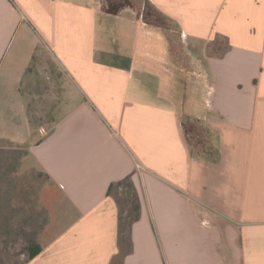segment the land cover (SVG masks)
<instances>
[{
    "label": "crops",
    "instance_id": "1",
    "mask_svg": "<svg viewBox=\"0 0 264 264\" xmlns=\"http://www.w3.org/2000/svg\"><path fill=\"white\" fill-rule=\"evenodd\" d=\"M148 2L173 43L134 6L0 0V142L25 146L77 212L25 264H264V0ZM42 45L68 82L50 130L22 93ZM184 115L211 131L216 161L192 156ZM128 175L141 214L124 250L107 191Z\"/></svg>",
    "mask_w": 264,
    "mask_h": 264
},
{
    "label": "rangeland",
    "instance_id": "2",
    "mask_svg": "<svg viewBox=\"0 0 264 264\" xmlns=\"http://www.w3.org/2000/svg\"><path fill=\"white\" fill-rule=\"evenodd\" d=\"M124 1L128 3V0H107L106 3L122 4ZM130 1L137 17L150 26L169 27L171 43L177 40V27L172 21L162 24V14L151 3ZM225 45L219 38L212 51L220 54ZM175 47L171 45L172 56H178ZM203 73L199 68L193 70L199 78ZM194 79H187L193 92L197 87L201 88L197 86L199 81ZM67 83L51 48L42 45L22 86L33 127L50 130L54 126L56 109L64 98ZM186 122L188 140L196 146L195 150L202 151L209 132L197 120L186 119ZM121 206H126L124 198H121ZM76 216L77 212L55 184L26 157L25 146L0 142V264H25L32 242L43 247L65 230ZM127 231L122 245L124 250L129 246ZM113 264H122V254L114 258Z\"/></svg>",
    "mask_w": 264,
    "mask_h": 264
},
{
    "label": "trees",
    "instance_id": "3",
    "mask_svg": "<svg viewBox=\"0 0 264 264\" xmlns=\"http://www.w3.org/2000/svg\"><path fill=\"white\" fill-rule=\"evenodd\" d=\"M106 1L107 0H100L101 8L105 12H108L111 14L118 13L125 6L133 7V5L131 4V1L129 2V0H128V3L124 1L122 4H115L111 2L106 3ZM146 1L148 2V0H145V2ZM162 17H163V20H161L162 22L160 21L162 24L167 23V21H171L167 16L163 14H162ZM153 27L157 28V26H154V25ZM163 30L166 31V33L171 34L169 27L164 28ZM186 119L196 120L194 118H190L184 115L183 116L184 128L186 125L184 121H186ZM207 131L209 132V135H208L209 139L207 142H205L202 151L195 150L194 147L196 146H194L188 140V137H187V140L191 147V154L193 157L216 161L219 156V151H218L217 145L215 144L214 138L212 137L211 131L209 129ZM185 132H186V129H185ZM107 194L109 196H112L115 199V201L117 202L118 208H119L118 228H119V240L121 242L120 245L122 246L123 243L125 242V234L127 230L129 231V232L127 231L128 232L127 236H128L129 245H130V228L132 224L139 219L140 214H141L140 197L133 183L131 175H128L120 180L111 182L108 187ZM121 198H124V202L126 205L125 207L121 206ZM42 248H43L42 246L32 242L29 246L28 260L32 259L35 255H37L42 250Z\"/></svg>",
    "mask_w": 264,
    "mask_h": 264
}]
</instances>
